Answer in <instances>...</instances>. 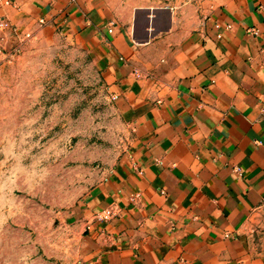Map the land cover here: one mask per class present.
Listing matches in <instances>:
<instances>
[{"label":"crops","instance_id":"0c3cea01","mask_svg":"<svg viewBox=\"0 0 264 264\" xmlns=\"http://www.w3.org/2000/svg\"><path fill=\"white\" fill-rule=\"evenodd\" d=\"M2 19L0 46L86 40L131 130L73 214L76 264H264V0H0Z\"/></svg>","mask_w":264,"mask_h":264},{"label":"rangeland","instance_id":"374dc122","mask_svg":"<svg viewBox=\"0 0 264 264\" xmlns=\"http://www.w3.org/2000/svg\"><path fill=\"white\" fill-rule=\"evenodd\" d=\"M206 10L219 0H135ZM90 44L59 30L0 46V264H76L74 212L116 161L123 127ZM255 231L264 234V205Z\"/></svg>","mask_w":264,"mask_h":264},{"label":"built area","instance_id":"2783aa9c","mask_svg":"<svg viewBox=\"0 0 264 264\" xmlns=\"http://www.w3.org/2000/svg\"><path fill=\"white\" fill-rule=\"evenodd\" d=\"M6 25H7V22L4 19L0 20V40L4 38L2 34V30L6 27ZM115 214L116 212L112 208H106V209L101 210L98 213V217L103 218V219H109Z\"/></svg>","mask_w":264,"mask_h":264}]
</instances>
